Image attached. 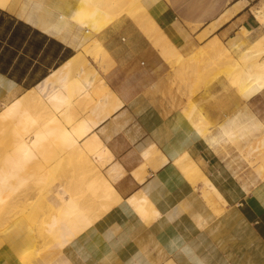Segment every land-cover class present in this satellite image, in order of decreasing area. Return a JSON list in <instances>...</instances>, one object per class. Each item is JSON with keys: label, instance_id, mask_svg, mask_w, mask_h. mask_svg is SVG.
I'll return each instance as SVG.
<instances>
[{"label": "crops", "instance_id": "obj_1", "mask_svg": "<svg viewBox=\"0 0 264 264\" xmlns=\"http://www.w3.org/2000/svg\"><path fill=\"white\" fill-rule=\"evenodd\" d=\"M139 1L178 52L184 43L199 45L198 37L199 46L213 37L224 45L252 43L263 31L249 0ZM76 4L66 0L62 9ZM94 38L106 51L107 68L81 47L0 7V109L29 89L47 95L77 80L91 94L85 106L95 122L90 132L110 157L100 170L118 196L71 243L46 246L30 263L50 264L66 250L72 264H263L264 89L243 98L221 76L196 94L213 123L203 115L207 136L220 135L231 122L252 126L210 145L180 113L181 105L186 112L190 105L171 65L133 18L119 15ZM184 153L230 205L228 215L215 212L200 182L192 183L174 162ZM32 183L19 197L35 198ZM139 195L152 208L146 216L129 201ZM38 244L32 227L15 219L0 229V264H27L22 259Z\"/></svg>", "mask_w": 264, "mask_h": 264}, {"label": "bare ground", "instance_id": "obj_2", "mask_svg": "<svg viewBox=\"0 0 264 264\" xmlns=\"http://www.w3.org/2000/svg\"><path fill=\"white\" fill-rule=\"evenodd\" d=\"M65 1L0 0V7L32 21L45 31L53 32L73 46L81 47L103 68L109 66V59L105 49L94 38V34L125 13L133 18L149 40L159 47L161 54L169 63L180 61V53L167 43L163 31L154 24L153 18L144 10L139 0H76V6L67 12L62 9ZM253 15L264 27V6L255 8ZM246 31L243 28V32ZM206 47L211 58L228 55L227 48L216 37L208 41ZM238 58L239 61L232 59L229 62H233L232 72L240 74L237 89L247 98L264 88V32L244 49ZM187 59L194 60L191 69L195 71L199 56L192 55ZM230 79L233 82L231 77ZM90 98V92L77 80H72L47 95L29 89L11 102H5L0 109L1 226L10 224L13 222L11 217H16L22 210L32 207L33 197L25 195L19 197V192L31 188V182H33L31 186L34 185L38 191L45 182L47 164L59 158L63 167L65 166L70 173L61 174L55 186L48 188L44 199L46 215L31 221L32 229L44 236V243L56 248L71 243L118 199L100 170L102 163L110 157L107 151L106 156L103 154L104 151L98 149L101 142L90 132L95 123L85 112V106ZM79 110H84L85 114L78 115ZM192 112L195 114L189 116ZM180 113L187 117L195 133L209 141L210 145L223 139L230 140L233 129L252 127H248L247 123L236 125L231 122L226 129L220 128V135L207 136L209 127L199 110L190 106V111L186 112L181 105ZM93 154L99 158L93 160L91 158ZM104 156L107 158L104 159ZM174 162L192 183L200 182L201 194L215 212L228 215V212L224 214V211L230 210V205L188 154L184 153ZM30 166L32 170L29 169ZM129 201L141 216L148 215L152 210L143 195L131 196ZM242 221L240 218L237 220V234ZM65 254L55 258L53 264H72L68 262L66 250ZM30 257L27 254L22 261L30 264Z\"/></svg>", "mask_w": 264, "mask_h": 264}, {"label": "rangeland", "instance_id": "obj_3", "mask_svg": "<svg viewBox=\"0 0 264 264\" xmlns=\"http://www.w3.org/2000/svg\"><path fill=\"white\" fill-rule=\"evenodd\" d=\"M249 2L251 5L250 9L252 14L255 8L264 6V0H249ZM261 28H263L262 31L263 33L264 27L262 25ZM236 34L237 33H235V35ZM198 38L200 45V43L202 42V37L201 38L198 37ZM186 44L184 43L182 47L183 49L181 50L179 49L180 58H181L180 61L175 62L173 64L170 63L171 69L173 71L172 77L177 82L178 91L180 92V94H182L185 97L187 104L190 106H194L196 110H199L200 113L206 117L208 121V125L213 126V123L207 118L205 103L196 102L195 96L197 93L200 94L202 90H205L207 86L210 85L213 81H215L218 77L223 76L224 79L226 80L227 88H229L230 92L238 93L240 96L244 98L245 96H243L237 89V83H238L237 81L240 80L239 79L240 74L239 72H232L233 62L231 63L229 61L232 59H236L237 61H239L240 60L238 58L239 52L242 53V51L248 48L252 43L249 42V40L247 39H243V41L236 40L235 43L233 40H230L229 42H227L226 45L222 43L227 48L226 52L228 53V55L218 56L215 58H211V54L209 53L206 44H204L203 46L195 45L192 43L191 44L188 43L187 45ZM192 55L194 56L196 55L197 57L199 56L200 59L195 71H192L191 69L194 60L189 61V59H187L188 56L190 57ZM182 57H184L185 59H183ZM230 77L232 78L233 82L231 81ZM188 95L190 96L189 98L187 97ZM190 106H189V111H190ZM189 114L191 116L192 114L194 115L195 113L192 112ZM66 165L68 167V164ZM46 168H47V174H46L45 182L42 184V187L38 189L37 194H34L35 198L33 199L34 201L32 207H29V209L27 210H22L21 213L16 214V217H11L13 221H15V219L17 218H20L31 226V221H34L46 215L44 199L47 194V190L49 191L48 188L51 189L55 186V183H57L60 177L62 176L61 174L65 173V175H67L68 173H70L69 171L66 170L65 166L63 167L60 158L58 160L55 159L54 161L53 160L49 161V164H47ZM1 228H3V226L0 225V229ZM34 233L39 244L37 247H34L33 250L29 251V253L27 254L31 256L30 258L32 260L34 259V261H37V257L40 251L44 247L49 245L44 243L45 238L41 233L36 232V230H34ZM26 263L28 264V262ZM35 264H49V262L46 263L45 261L44 263L43 261H38V263L36 262ZM50 264H53V262H51Z\"/></svg>", "mask_w": 264, "mask_h": 264}]
</instances>
